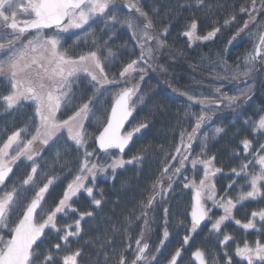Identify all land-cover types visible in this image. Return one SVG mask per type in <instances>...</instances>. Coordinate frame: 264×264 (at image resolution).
Wrapping results in <instances>:
<instances>
[{"label": "snow or ice", "instance_id": "snow-or-ice-1", "mask_svg": "<svg viewBox=\"0 0 264 264\" xmlns=\"http://www.w3.org/2000/svg\"><path fill=\"white\" fill-rule=\"evenodd\" d=\"M198 4L204 7L203 0H198ZM115 7V0H0V79L7 82V94L0 92V106L8 112L18 110L24 104L32 108L28 126L17 128L10 134L5 130L0 137V264H80L82 250H71L69 241L80 236L83 231L81 221L92 217L93 213L74 207V199L86 194L91 203L99 207L102 200L94 195L97 176L111 172L114 179L117 169L138 164L144 158L134 155L125 159L124 153L134 135L148 128V122L141 121L130 129L125 125L130 123L137 105L144 103L141 82L152 66L149 61L154 59L157 51L168 47L161 37L166 36L170 25L157 31L149 13L131 0L126 7L137 15L121 22L112 12ZM237 15L247 16V19L237 27L228 43L247 30L249 37H255L252 50L238 58L234 65L223 62L222 70L227 75H215L214 79L221 84L229 79L240 81L245 87L239 89L237 95L224 94L221 87L215 88L212 96L178 93L188 103L185 116L191 130L179 133V144L172 152H164L161 146L165 160L160 175L143 193L146 203L141 202L127 221L128 226L133 220L142 222L144 228L134 241V250L129 236L123 249L113 248L111 257L105 254L106 260L111 258L113 264H157L156 256L149 260L151 250L145 242L150 223L148 213L166 198L172 190L174 178L189 165L193 176L191 179L184 177L187 182L183 187L191 193L190 212L187 213L191 227L182 237L181 247L170 253L166 264H180L185 246L205 222L210 223L211 233L222 237L218 246L223 248L224 264H233V255L246 264H264V240L257 238L236 243L235 237L224 231L227 223L232 222L243 230H254L264 236V229L257 228V222L264 224V207L251 210L246 220L235 216L238 206L242 207L246 201L264 200V142L257 140L254 145L253 139L244 137L239 140L243 151L234 153V156L239 159L244 155L245 159L239 168H230L228 175L243 179L245 184L238 187L233 197L229 191L237 186V180L233 179L223 191L217 188L216 179L218 174H224V169L217 167L214 154H208L209 135L201 131L211 122L215 114L213 110L222 106H239L251 99L256 64L264 67V0H246L238 13L223 20L222 27L236 24ZM98 21L105 25L99 35L91 30ZM119 23L130 30L136 48L135 58L126 62L119 59L124 52H114L109 46L113 37L108 36L111 31L108 25ZM185 27L187 31L182 35L190 43L211 41L221 32V27L213 26L200 35L199 22L194 18L188 20ZM252 28L255 32L251 31ZM77 32L83 35H77ZM72 37L75 39L68 45L67 40ZM81 45L86 50H78ZM161 70L166 71L162 66ZM102 98H106L107 106H101V115L98 116L97 107ZM194 107L199 111H193ZM243 123L249 126L254 138L256 133L264 136V107ZM91 127L96 130L90 132ZM225 131L222 127L212 129L213 136ZM90 140L96 146L92 151L88 150ZM197 140L201 151L193 157V144ZM70 147L82 150V156L75 159L72 168L68 167L67 161L59 164ZM97 150L106 154L115 150L117 155H108V161L101 162L96 157ZM45 153L51 155V166L44 159ZM21 164L25 165L24 173L17 180H11L14 169H19ZM49 167L53 171L59 167L65 174L62 178L50 175L45 171ZM57 180L68 182L61 196L49 204L50 189ZM245 187L247 191H244ZM99 194L102 195V191ZM212 208L222 210V214L213 219L210 215ZM70 212L77 218L71 223L58 225L57 218H66ZM168 213L169 209L165 207L157 252L170 236ZM46 230L57 233L61 243L40 250L38 242L46 238ZM230 242L235 244L231 255L227 251ZM112 243L114 241H108L106 246L110 247ZM54 252L64 254L54 256ZM125 252L132 253L133 259L129 260ZM191 256L198 264H219L216 253L199 247L191 252Z\"/></svg>", "mask_w": 264, "mask_h": 264}, {"label": "trees", "instance_id": "trees-1", "mask_svg": "<svg viewBox=\"0 0 264 264\" xmlns=\"http://www.w3.org/2000/svg\"><path fill=\"white\" fill-rule=\"evenodd\" d=\"M131 2H135L143 11L149 13L157 31L170 25L166 36L161 37L166 41L168 47L157 51L154 59L149 61L152 66L147 69L144 81L141 82L142 94L145 97L144 103L137 105L130 123L126 126V129H130L141 121L146 120L148 122V128L134 135L131 146L124 153L125 159L134 155H142L144 158L138 164L133 163L122 169H117L114 179L113 173L110 172L96 180L94 195L97 199L102 200L99 207L94 206L91 203V198L87 197L86 194L79 195L73 201L74 207L80 211L93 213L92 217H86L81 221L83 231L80 236L71 238L69 241L71 250H82L80 264H113L111 258L106 260L105 254L107 253L111 257L113 248L123 249L129 236L134 250V241L139 238L140 230L144 228V225L142 222L133 220L131 226H128L127 221L133 210H138L141 202L146 203L143 193L160 175L165 160L164 152H172L174 147L179 144L181 131L185 129L190 131L185 116L188 103L186 98L178 93L187 92L190 95L212 96L213 90L221 87L224 94L237 95L239 89L245 87L244 83L229 79L228 82L221 84L215 81L214 76L227 75L222 70L223 62H227L229 65L236 64L238 58H242L252 50V43L255 39V37H249L246 30L231 44L228 43L235 34L237 27L242 26L247 16L237 15L236 24L222 27L223 20L238 13L239 7L245 4L246 0H203L204 7L199 6L198 0H131ZM136 15L134 12L128 11L120 0L119 12L116 15L119 21L134 18ZM193 18L199 22L200 35L211 30L213 26L221 27V32L211 41L190 43L182 33L187 31L185 25L188 20ZM104 27L105 25L98 21L92 25L91 30L99 35L100 30ZM108 27L111 29L108 36L113 37L109 46L114 52L125 53L119 59L126 62L130 58H135L136 48L130 30L123 23L115 26L108 25ZM251 31L255 32V28H252ZM77 35L83 34L77 32ZM107 38L105 36V39ZM74 39L75 37L68 39L67 44L71 45ZM78 50L86 49L81 45ZM130 52L133 55L129 56L128 53ZM161 66L166 71H162ZM112 71H117V69H112ZM253 76L254 86L250 93L251 99L242 102L239 106H222L213 110L215 114L212 116L211 122L201 130L202 133L209 135L208 154H214L217 157V167L224 169V174H218L216 179V184L221 191L234 179L233 176L228 175L230 168H239L240 162L245 159L244 155H241L239 159L234 156V153H242L243 151L239 146V140L247 137L253 139L254 145L257 140L264 142V136L256 133L254 138L250 134L249 126L243 123L244 120L254 117V113L264 107V67L260 63L256 64V71H254ZM6 83L0 79V92H4V94H7ZM172 89L176 91L173 92ZM101 106H107L106 98L100 100L97 107L98 116L101 115ZM192 110L199 111V108L194 107ZM31 117L32 108L28 104H24L18 110L11 112L5 111L0 106V137H3L5 130L10 134L17 128L28 126ZM215 127H222L226 131L219 136H213L212 129ZM28 130L29 132L32 131L30 127ZM95 130L94 127L89 128L90 132ZM161 146L164 152L161 151ZM95 148L96 146L90 140L88 150L92 151ZM61 151L63 150L61 149ZM200 151V142L197 140L193 144V157ZM95 154L100 159L105 155H117V152L112 151L106 154L97 150ZM80 156H82V150H74L73 147H70L68 154L59 161V164L62 165L67 161L69 168L75 167V159ZM44 159L48 161L50 166L53 164L49 153L44 154ZM107 161L108 159L105 160V162ZM39 162L43 163V161ZM173 163L175 164V162ZM24 171L25 165L21 164L19 169H14L15 175L11 177V180L20 178ZM45 171L61 178L65 174L60 171L59 167H56L54 171L49 167ZM192 176L193 171L189 165L174 178L172 190L168 192L166 198L155 204L148 213L150 223L146 229L145 242L150 246L149 257H151L162 238L163 209L165 207L169 209L167 219L170 236L165 241V247L162 248L163 254L157 258V264H163L167 260V254L169 256L178 246H181L182 237L188 234L187 229L191 227L190 218L187 215L190 212L191 193L183 185L187 182L184 177L191 179ZM198 178L199 174H197ZM70 179L69 176L68 180ZM68 180L56 181L55 186L50 189L49 204L61 196ZM236 180L237 186L229 191V195H233V197H235L238 187L245 184L243 179L236 178ZM101 191L102 195L99 194ZM260 207H262L261 204L257 208L250 205L244 206V211L241 213L247 215L251 210ZM138 214L139 211H137ZM76 218L77 216L70 212L66 218H57L58 225L71 223ZM242 218L246 219V216ZM125 228L127 232L124 231ZM214 234L204 227L200 228L193 234L186 250L192 251L199 247L206 252L215 253V249H211L209 246L212 244V240L208 238ZM45 236L46 238L39 242L40 250L51 249L52 245L61 243L58 234L54 231L46 230ZM108 241H114V243L108 247L106 246ZM63 254V252L53 253L54 256H62ZM124 254L129 260L133 259L132 253L125 252Z\"/></svg>", "mask_w": 264, "mask_h": 264}, {"label": "flooded vegetation", "instance_id": "flooded-vegetation-1", "mask_svg": "<svg viewBox=\"0 0 264 264\" xmlns=\"http://www.w3.org/2000/svg\"><path fill=\"white\" fill-rule=\"evenodd\" d=\"M115 3H116V7L112 9V12H113V14L117 15L118 12H119V3H120V0H115ZM124 4H123V6H124ZM260 204H263L264 205V203H263L262 200H260V201H251V200L250 201H246L243 204L242 207H239L238 206V208L236 209V211H235L236 218L237 219H241V220H246L248 218V214L250 212L247 213V215H243L241 212L244 211V209H243L244 206L245 207L246 206L248 207V205H250V206H254V207L257 208V206H259ZM253 210H255V209H253ZM221 212H219V213H221ZM243 216H246V219H243L242 218ZM202 227H204L205 229H207L209 231L211 225H210V223L205 222V223H203L200 226V228H202ZM257 228L258 229H263L262 227H260L258 225V223H257ZM199 229H198V231H199ZM224 231L227 232V233H229V234H231L233 237H235L236 243H240L243 240H247V241L251 242V241H254L257 238L264 240V236L259 235L256 231H254V230H243L239 226L235 225L232 222H228L227 223V226L224 229ZM208 238H210L212 240V244H210L209 246H210L211 249L212 248L215 249V253L219 257V264H224V256L221 254L222 251H223V248H222V246H218V240L221 239L222 237H217L216 234H214V235L208 236ZM159 246L160 245H158V247ZM163 247H165V244H164ZM178 247H181V246H178ZM162 248L160 249L159 252L155 251L152 256H156L158 258V256L160 254H163ZM186 248H187V246H185L184 251L182 253L183 259L181 260L180 264H196L194 262L192 256H191V252L194 251L195 249L192 250V251H188V250H186ZM234 248H235V244L230 242L229 245H228V248H227V251H228V253L230 255L234 252ZM151 257H149V260H151ZM168 257L169 256L167 254V258ZM163 264H166V261ZM233 264H246V262L243 261V260H241L240 258L236 257L235 255H233Z\"/></svg>", "mask_w": 264, "mask_h": 264}, {"label": "rangeland", "instance_id": "rangeland-1", "mask_svg": "<svg viewBox=\"0 0 264 264\" xmlns=\"http://www.w3.org/2000/svg\"><path fill=\"white\" fill-rule=\"evenodd\" d=\"M130 2V0H122V4H124V3H126V4H128ZM241 89V88H240ZM187 122L189 123V126L188 127H190V122L187 120ZM191 130V129H190ZM98 157V156H97ZM108 159V155H105V156H103L102 158H100L99 160H101V162H105V160H107ZM251 170V169H250ZM110 173V172H109ZM109 173H107L106 175H108ZM106 175H98L97 176V179L99 178V177H101V176H106ZM234 179H236V177H234ZM89 186H91V184H89ZM217 188L219 189V187L217 186ZM248 189L247 188H245L244 189V191H247ZM263 202H264V200H262ZM262 205V207H264V205L263 204H261ZM209 207H211V205L209 204ZM222 210H219V209H217V208H212V211H211V213H210V215L212 216V218L213 219H215L217 216H219V215H221L222 213H219V212H221ZM258 223V225L260 226V227H262L263 229H264V224H261V223H259V222H257Z\"/></svg>", "mask_w": 264, "mask_h": 264}, {"label": "water", "instance_id": "water-1", "mask_svg": "<svg viewBox=\"0 0 264 264\" xmlns=\"http://www.w3.org/2000/svg\"><path fill=\"white\" fill-rule=\"evenodd\" d=\"M126 3L124 4V7L128 10V8L126 7ZM129 11V10H128ZM131 118L132 117H130V120H131ZM128 124H126L125 125V128H126V126H127ZM133 140H134V137H133V139H132V141L130 142V144H129V146L126 148V150H125V152L129 149V147L131 146V144H132V142H133ZM113 151H115V150H113ZM39 243V242H38ZM193 258V257H192ZM193 260H194V258H193ZM196 264H198V262H196V261H194Z\"/></svg>", "mask_w": 264, "mask_h": 264}]
</instances>
